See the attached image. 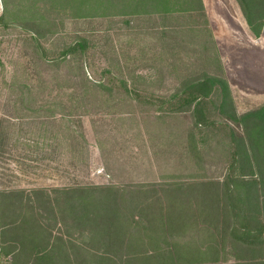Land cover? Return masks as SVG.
Here are the masks:
<instances>
[{
    "label": "rangeland",
    "instance_id": "rangeland-1",
    "mask_svg": "<svg viewBox=\"0 0 264 264\" xmlns=\"http://www.w3.org/2000/svg\"><path fill=\"white\" fill-rule=\"evenodd\" d=\"M157 1L0 0V191L200 183L210 202L259 177L230 165L233 119L264 105L263 1H250L251 29L237 0H169L168 14ZM205 78L210 94L184 107ZM256 162L264 179L262 141ZM215 238L223 264L242 263Z\"/></svg>",
    "mask_w": 264,
    "mask_h": 264
},
{
    "label": "trees",
    "instance_id": "trees-1",
    "mask_svg": "<svg viewBox=\"0 0 264 264\" xmlns=\"http://www.w3.org/2000/svg\"><path fill=\"white\" fill-rule=\"evenodd\" d=\"M237 1L251 29V0ZM156 3L170 13L169 0ZM263 21L264 15L261 28ZM213 84L206 78L193 84L183 106L205 99ZM233 120L243 133L233 134L230 168L240 164L245 175L256 167L259 177L229 180L221 196L216 194L219 199L210 202L205 192L195 193L200 183L0 191V264H223L224 240L215 234L232 241L242 254L240 264H264V205L257 199L260 190L264 195V179L256 162L259 143H264V105ZM200 123L188 133L191 148L196 147L193 129ZM201 234L207 238L198 239Z\"/></svg>",
    "mask_w": 264,
    "mask_h": 264
},
{
    "label": "crops",
    "instance_id": "crops-1",
    "mask_svg": "<svg viewBox=\"0 0 264 264\" xmlns=\"http://www.w3.org/2000/svg\"><path fill=\"white\" fill-rule=\"evenodd\" d=\"M246 23V22H245ZM245 26H246V28H247V25L245 24ZM259 38H260V36H259ZM259 38H257V39H259ZM252 39V41H254V40H256V39H253V38H251Z\"/></svg>",
    "mask_w": 264,
    "mask_h": 264
}]
</instances>
